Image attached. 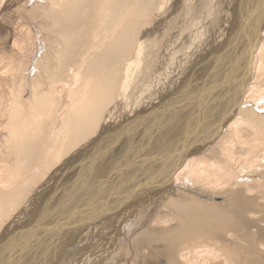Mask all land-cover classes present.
Here are the masks:
<instances>
[{
	"label": "bare ground",
	"instance_id": "obj_1",
	"mask_svg": "<svg viewBox=\"0 0 264 264\" xmlns=\"http://www.w3.org/2000/svg\"><path fill=\"white\" fill-rule=\"evenodd\" d=\"M0 264H264V0H0Z\"/></svg>",
	"mask_w": 264,
	"mask_h": 264
},
{
	"label": "rangeland",
	"instance_id": "obj_2",
	"mask_svg": "<svg viewBox=\"0 0 264 264\" xmlns=\"http://www.w3.org/2000/svg\"><path fill=\"white\" fill-rule=\"evenodd\" d=\"M178 111H179V110H178ZM173 112H174V111H172V113H173ZM176 113H177V112H176ZM176 113H174V114H176ZM170 114H171V113H170ZM172 119H174V118H170V121H168L167 124H169V123L172 124V122H173ZM221 119H222V117L220 118V120H221ZM165 121H166V120H165ZM163 123H166V122H163ZM177 123H178V125L180 124V123L178 122V120H175V122L173 123V124H176V126L174 125L175 127H177ZM167 124H163V125L167 127ZM155 126H157V124H154V125L150 128V130H152V131L155 130V128H156ZM187 126H188L187 124H184V125L180 126L181 128L178 126V128H176V129H181V130H184V131H185V128H186ZM162 127H163V126H162ZM164 128H165V127H164ZM182 128H184V129H182ZM150 130H149V131H150ZM212 132H213V131H212ZM211 134H212V133H211ZM202 135H203V134H202ZM203 138H205V137H203ZM205 139H207V138H205ZM202 142H203V139H202ZM201 145H204V144H201ZM194 146H195V145H194ZM119 161H122V160H119ZM75 173H76V172H75ZM100 174H101V175H102V174H105V175H103V176L105 177L106 174H107V175L109 174V172H107V171H103V172H101ZM93 175H94V174H93V171H91V173H90L89 175H87V176H88V177H92ZM67 177H68V176H66V178H64V183H61V184H63L64 186L66 185V183H68V184H69V183H73L72 179L74 180L75 175H74V176H70V177H68L69 179L72 178V179H70L69 181H67V179H68ZM73 177H74V178H73ZM71 181H72V182H71ZM106 182H107V181H106ZM106 182H103L102 185H101L102 188H103V190H107L106 187L108 186V184L106 185V184H105ZM103 184H105L106 186L103 185ZM61 187H62V185H60L58 188H57L56 186L53 187V188H54V191L56 190V193H54V192H53V189H52L51 192L49 191L48 195H47V194H44V195H43L44 198L41 197V198L44 200L43 202L50 201V200L53 201V199L57 197L56 200L54 201V203H55L54 206H56L57 203H58L57 205L60 204V205H59L60 207L63 206V204H65V202L68 201L65 197L69 196V188H70V187H69V188H65V187H64V190H63V189H60ZM59 189H60V191H59ZM66 189H67V191H66ZM61 191H62V192H61ZM63 193H64V194H63ZM59 194H60L61 196H60ZM51 195H53V196H51ZM54 195H56V196H54ZM63 195H64V196H63ZM61 197H62V198H61ZM63 197L65 198V200H63V202H61V200L64 199ZM58 198L60 199V202H61V203L59 202V199H58ZM57 200H58V201H57ZM56 201H57V202H56ZM40 205H41V203H40ZM40 211H41V210H40Z\"/></svg>",
	"mask_w": 264,
	"mask_h": 264
}]
</instances>
